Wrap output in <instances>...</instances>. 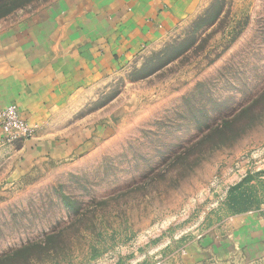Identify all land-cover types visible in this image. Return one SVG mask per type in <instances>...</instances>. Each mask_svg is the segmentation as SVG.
<instances>
[{
  "label": "rangeland",
  "instance_id": "obj_1",
  "mask_svg": "<svg viewBox=\"0 0 264 264\" xmlns=\"http://www.w3.org/2000/svg\"><path fill=\"white\" fill-rule=\"evenodd\" d=\"M60 0H0V34ZM34 133L0 143V264H168L264 206V0H199Z\"/></svg>",
  "mask_w": 264,
  "mask_h": 264
},
{
  "label": "crops",
  "instance_id": "obj_2",
  "mask_svg": "<svg viewBox=\"0 0 264 264\" xmlns=\"http://www.w3.org/2000/svg\"><path fill=\"white\" fill-rule=\"evenodd\" d=\"M198 1L60 0L17 23L0 34V108L15 104L29 124L43 125L110 65L157 41ZM37 132L21 141L20 165L70 148V141L60 144ZM168 264H264V219L256 212L230 216Z\"/></svg>",
  "mask_w": 264,
  "mask_h": 264
},
{
  "label": "built area",
  "instance_id": "obj_3",
  "mask_svg": "<svg viewBox=\"0 0 264 264\" xmlns=\"http://www.w3.org/2000/svg\"><path fill=\"white\" fill-rule=\"evenodd\" d=\"M0 130V143H11L32 138L35 126L20 115L17 105L9 104L0 108ZM259 213L264 219V206Z\"/></svg>",
  "mask_w": 264,
  "mask_h": 264
}]
</instances>
